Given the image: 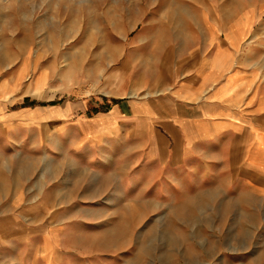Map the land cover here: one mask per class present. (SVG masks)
Wrapping results in <instances>:
<instances>
[{"label": "rangeland", "instance_id": "rangeland-1", "mask_svg": "<svg viewBox=\"0 0 264 264\" xmlns=\"http://www.w3.org/2000/svg\"><path fill=\"white\" fill-rule=\"evenodd\" d=\"M209 58L264 81V0H0V108L13 110L0 264H264V176L238 155L172 178L95 171L67 123L193 87Z\"/></svg>", "mask_w": 264, "mask_h": 264}, {"label": "crops", "instance_id": "crops-1", "mask_svg": "<svg viewBox=\"0 0 264 264\" xmlns=\"http://www.w3.org/2000/svg\"><path fill=\"white\" fill-rule=\"evenodd\" d=\"M210 59L196 73L193 87L181 84L171 94L154 98L116 97V101L96 106L91 112L84 108L86 112L67 122L74 132V145L89 153L84 160L86 167L95 171L137 170L142 179L169 172L172 178L181 172L192 174L209 163L219 167L225 163L221 153L228 148L229 155H238L231 162H244L247 171L264 176L262 71L255 65L231 69L229 59L217 70ZM227 79L233 80L230 94L212 96L213 87H222ZM176 90L187 94L180 96ZM136 91L132 89L131 94ZM67 107L68 116L81 109ZM131 139L134 143L126 144ZM12 156L13 110L0 108V163L13 162ZM81 161L74 159L75 166L81 168Z\"/></svg>", "mask_w": 264, "mask_h": 264}]
</instances>
